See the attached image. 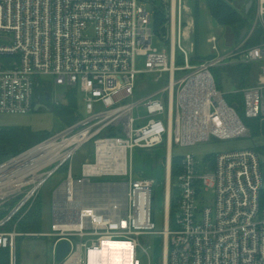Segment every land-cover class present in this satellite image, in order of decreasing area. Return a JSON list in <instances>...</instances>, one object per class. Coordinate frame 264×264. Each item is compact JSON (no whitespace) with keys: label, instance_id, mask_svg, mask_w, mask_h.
I'll return each instance as SVG.
<instances>
[{"label":"built area","instance_id":"1","mask_svg":"<svg viewBox=\"0 0 264 264\" xmlns=\"http://www.w3.org/2000/svg\"><path fill=\"white\" fill-rule=\"evenodd\" d=\"M253 3L248 37L264 28V0ZM144 4L165 10L167 47L154 44L153 10ZM194 10L188 0H0V113L32 111L40 76L76 88L85 107L73 125L0 162V249L9 252V264H17L22 236L53 238L52 264H111L119 250L118 264H152L141 237L155 233L163 238L162 264H264V163L257 148L218 153L207 172L195 155L180 156L181 171L172 177L175 145L250 135L218 89L214 69L259 64V82L242 93L246 117L264 115V42L224 54L211 36L214 55L194 62L184 43ZM144 76L153 89L138 97ZM142 106L146 113L134 116ZM89 143L93 159L75 173L74 157ZM158 146L167 159L162 231L155 224L156 180L136 177L132 161L135 149ZM60 168L67 175L53 192L51 229L18 232L15 218L25 216ZM63 241L69 249L59 260Z\"/></svg>","mask_w":264,"mask_h":264},{"label":"rangeland","instance_id":"2","mask_svg":"<svg viewBox=\"0 0 264 264\" xmlns=\"http://www.w3.org/2000/svg\"><path fill=\"white\" fill-rule=\"evenodd\" d=\"M250 0H228V2L234 5L237 9H239L240 13L243 16H247L250 23L255 22L256 20V3H254L253 7H251L250 16L247 15L245 10L247 4ZM192 9H195V5L193 2L196 0H188ZM199 4V12H198V29L199 32L195 38L191 37L189 34V39H185V45H189L190 42L196 43L199 47V54L205 55L208 52H211V45L207 42V38L211 35H216L219 38L217 46L219 48V52H225L226 49H229L230 46H227L226 35L227 30L230 33L228 27L220 25L217 23L212 17L209 9L206 7V0H198ZM144 6L153 10L152 5L144 4ZM196 21V16H194ZM189 16L187 15V25H189ZM261 22V21H260ZM261 26V25H260ZM192 32V31H191ZM248 31L246 38L241 41V36L237 38L235 35L236 44L242 43L243 46L246 47L245 41L248 38ZM154 44L160 49L167 47L168 42L164 43L163 33L161 31L154 32ZM241 42H238V41ZM167 44V45H166ZM256 46V45H254ZM251 47V46H250ZM140 68L144 67V58L141 57L139 59ZM217 70V69H215ZM214 70V71H215ZM260 71V69H259ZM230 71H224L220 75V84H224L223 93L225 94V98L229 104H238L237 112L239 115L244 114L242 119L249 127L250 135L236 137L227 140H217L212 139L211 141L200 142L196 145L192 146H180L175 145L173 148L174 156H183L186 154H193L200 161V170L202 172L211 171L214 167L215 156L218 153L241 150L246 148H257L260 146H264V116L260 118H248L244 112V96L242 94V90L232 92L237 93L241 92L240 95L232 98L230 96L231 93L227 94L230 91H233V86L230 84H226V82H222L226 77L229 78L230 82L233 81ZM178 76L182 75V73L178 72ZM229 75V76H228ZM150 76L146 78V76L142 77V80L139 85L138 92H144L140 94L138 97H142L148 94L151 91L154 83H150ZM41 84H45L47 82V87L50 88L51 97L47 99H40L41 107L39 109H33L32 111L25 114H8V113H0V129L16 127L18 129V137L21 138L20 141L26 143L27 146H32L36 143H40L44 141L47 137L60 132L64 128L67 127V122L63 114L60 113V107L64 106L67 103L66 94L69 88L66 85H55L52 83V77L50 76H40ZM257 83L249 85L255 86ZM246 87V86H245ZM248 87V86H247ZM79 98V116L81 114H85L83 96L78 94ZM37 99V100H36ZM35 99V103L37 104L38 96ZM58 103L62 104V106H58ZM35 104V106H36ZM146 109L142 106L135 111L134 116L138 114H145ZM259 120L260 128L259 130L253 129L252 125ZM93 154V144L89 143L85 147L81 148L73 160L74 172L78 173L81 170V165L84 161L92 160ZM133 170L136 177L142 176H154L156 180V199H155V224L156 231H162L164 229V220H165V212H164V199H165V183H166V147H155L152 150H141L135 149L133 153ZM67 175V171L65 168H60L52 177L47 181V183L43 186L39 196L41 202V211L42 215L38 219L26 218L28 223H35L31 228L33 231L37 232H47L51 229V222L53 220L52 213V203H53V192L55 189L64 181ZM16 223L19 221L16 220ZM17 231L20 232L17 228ZM25 233V232H20ZM32 233V232H29ZM162 235L161 234H146L141 237V241L143 246L147 249L148 256L151 259L152 264H162L163 263V254H162ZM52 242L53 238L48 236H22L18 239L17 246V264H18V252L21 254V264H52ZM147 254L141 255L143 260H148Z\"/></svg>","mask_w":264,"mask_h":264},{"label":"trees","instance_id":"3","mask_svg":"<svg viewBox=\"0 0 264 264\" xmlns=\"http://www.w3.org/2000/svg\"><path fill=\"white\" fill-rule=\"evenodd\" d=\"M198 0H196V10H195V16H196V23H197V33H198V12H199V4ZM207 8L209 9L212 17L214 20L219 23L220 25L228 27L237 38H239L242 34V31L244 29H249L252 26V23H250L247 16H243L239 9H237L234 5L230 4L228 0H206ZM251 8L249 12H247V15L250 14ZM250 16V15H249ZM166 13L165 10L159 5L153 8V27L155 31H161L165 30L164 24L166 22ZM247 36V34H246ZM246 36H244L241 41H243ZM240 40L238 42H241ZM264 42V28L260 25H258L250 37H248L245 41V48H248L250 46L259 45ZM240 44V43H239ZM197 56H195L196 58ZM192 58V61L195 59ZM179 63H181V59L178 60ZM254 65V66H253ZM250 63H239L231 67H218L217 70L214 71V76L216 80V84L218 89H221V84L219 82L220 75L222 72L228 70L231 73V76L235 80L236 83H238V91L246 88L249 85L255 84L254 80V72H258V64ZM40 79V78H39ZM142 80V78H141ZM140 80V81H141ZM39 81V80H38ZM246 86V87H245ZM153 88L151 87V90ZM139 94H143L142 92H138ZM241 92L237 93H231L230 96L232 98L240 95ZM243 94V93H242ZM37 96H40V99L43 97H51L50 88H48L46 85L41 84V81L37 83L36 85V98ZM37 100V99H36ZM66 100L67 103L62 106V104L58 103V106L60 107V113L63 114L65 117V120L67 122V126H71L74 123H76L79 119V98H78V90L76 88H70L66 94ZM227 101V100H226ZM40 102V101H39ZM228 102V101H227ZM36 104V103H35ZM232 105V104H230ZM232 106L238 107V104L235 103ZM35 107V105H34ZM241 117L244 116V114L240 115ZM253 129L259 130L260 128V122L259 120L252 125ZM113 134L112 132H110ZM48 138V137H47ZM18 137V129L16 127H9V128H3L0 129V162L14 156L32 146H27L26 143L20 141ZM258 151L264 155V146L257 147ZM181 158L180 156H177L173 159V168H172V177L174 178L177 176L181 171ZM264 169V166H263ZM262 198L264 203V191L262 192ZM175 199L172 198L171 201V215H174L175 210ZM7 212L4 211L3 215ZM42 211H41V202H40V196L37 197L35 202L32 204L30 210L25 214V216L18 222L17 228L20 232H32V233H38L37 231H33L31 228L35 223H28L26 218L32 219L36 218L38 219L41 217ZM19 217L15 218V221ZM18 264H21V254L18 252ZM0 264H9V252L7 250L0 249Z\"/></svg>","mask_w":264,"mask_h":264},{"label":"crops","instance_id":"4","mask_svg":"<svg viewBox=\"0 0 264 264\" xmlns=\"http://www.w3.org/2000/svg\"><path fill=\"white\" fill-rule=\"evenodd\" d=\"M253 5H254V3H253ZM253 5L251 6V7H253ZM206 7H207V5H206ZM247 7V6H246ZM195 10H196V6H195ZM195 10H194V14H193V17H189V21H190V25H189V27H188V30H187V37L189 36V34H191V37H193V38H195V36H197V23H196V21H195V18H194V16H195ZM245 10H246V12H247V9L245 8ZM250 10V9H249ZM249 12V11H248ZM252 23H254V22H252ZM222 27H223V25H222ZM229 29V28H228ZM230 30V29H229ZM191 31H194L193 33L191 32ZM198 32H199V29H198ZM247 33V32H246ZM245 33V34H246ZM234 33L230 30V33L228 32V30H227V35H226V42H227V46H230V48L229 49H226L225 50V52H223L224 54L225 53H227V52H229V51H231L232 49H234L235 48V46H237L238 44H236V41H235V37H234ZM211 36H216V35H211ZM210 36V37H211ZM209 37V38H210ZM190 38V37H189ZM189 38H186V39H189ZM209 38H207V42L211 45V43H210V41H209ZM218 38V37H217ZM218 41H219V38H218V40H217V43H218ZM191 43H193V42H190V44L189 45H187V47L188 48H190V49H192V58L194 57L195 58V56H197L195 59H194V62H200V61H202V60H205V59H207V58H210V57H212L213 55H214V53H213V50H212V46H211V52H208V53H206L205 55H200L199 54V47H198V45H196V43H193L194 45L193 46H191ZM222 53V52H221ZM179 58H180V56H179ZM181 59V58H180ZM251 65H253V64H251ZM231 66H234V65H227V66H224V67H231ZM254 66V65H253ZM258 66V69H257V71L258 72H254V80H255V82L256 83H258L259 82V78H260V76H259V64L257 65ZM223 67V66H222ZM229 70V69H228ZM227 71V70H226ZM229 76V75H228ZM230 78H232L233 79V77H230ZM226 82V84H230V85H232L233 86V91H230V92H228L227 94H229V93H232V92H236L237 90H238V83H236L235 82V80L233 79V81L232 82H230V80H229V78L228 77H226L225 79H223V81L222 82ZM223 86H224V84L222 83V85H221V91L222 92H224L223 91ZM264 116V115H263ZM264 121V120H263ZM141 150H145V151H147V150H152V149H141ZM145 177H154V176H145Z\"/></svg>","mask_w":264,"mask_h":264},{"label":"water","instance_id":"5","mask_svg":"<svg viewBox=\"0 0 264 264\" xmlns=\"http://www.w3.org/2000/svg\"><path fill=\"white\" fill-rule=\"evenodd\" d=\"M253 5V0H250L249 3L247 4V12L249 11V9L251 8V6ZM247 32V29H244L242 31V34H241V38H243V36L245 35V33ZM49 98V97H48ZM40 100V96H38V101ZM41 107V103L38 102L35 106V109H39ZM261 161L262 163H264V155H261ZM69 249V244L68 242L66 241H63L59 244V247H58V253H57V258L59 260H61L67 253Z\"/></svg>","mask_w":264,"mask_h":264},{"label":"bare ground","instance_id":"6","mask_svg":"<svg viewBox=\"0 0 264 264\" xmlns=\"http://www.w3.org/2000/svg\"><path fill=\"white\" fill-rule=\"evenodd\" d=\"M118 252H119V254H120L121 257H124V255H123V251H122V250H119ZM112 255H113L115 258H112V260L110 261L111 264H118V263H119V260H120V258H118L119 255H116V254H115V251L112 252ZM120 256H119V257H120ZM116 257H117V258H116Z\"/></svg>","mask_w":264,"mask_h":264},{"label":"flooded vegetation","instance_id":"7","mask_svg":"<svg viewBox=\"0 0 264 264\" xmlns=\"http://www.w3.org/2000/svg\"><path fill=\"white\" fill-rule=\"evenodd\" d=\"M43 99H47L48 100L49 98L48 97H43ZM41 100H42V98H41Z\"/></svg>","mask_w":264,"mask_h":264}]
</instances>
